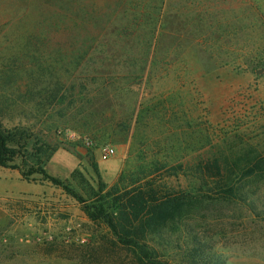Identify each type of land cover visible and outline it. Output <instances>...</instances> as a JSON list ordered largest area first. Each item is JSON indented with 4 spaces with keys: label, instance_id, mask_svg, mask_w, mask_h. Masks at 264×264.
Masks as SVG:
<instances>
[{
    "label": "rangeland",
    "instance_id": "1",
    "mask_svg": "<svg viewBox=\"0 0 264 264\" xmlns=\"http://www.w3.org/2000/svg\"><path fill=\"white\" fill-rule=\"evenodd\" d=\"M0 117L38 141L0 166V264H264V0H0Z\"/></svg>",
    "mask_w": 264,
    "mask_h": 264
},
{
    "label": "trees",
    "instance_id": "2",
    "mask_svg": "<svg viewBox=\"0 0 264 264\" xmlns=\"http://www.w3.org/2000/svg\"><path fill=\"white\" fill-rule=\"evenodd\" d=\"M34 141H36L35 146H37L38 141L36 140L33 127L20 125L15 126L12 129H8L4 126L0 117V166L7 169H18L19 167L15 164V159L19 152L16 147H13V145H18V147H25L27 149V146L32 144ZM31 150L33 153L31 157L35 159L34 154H37V159L35 164L33 163L32 166L21 168L22 175L25 180H29L34 174H41L46 180L52 182L56 186L63 187L67 192L74 194L79 200H82L61 180L54 178L47 173L45 164L47 161L44 163L41 162L42 158H52L55 150L49 149L44 151L43 148L34 149V147ZM208 171L211 172V174H219V176H221L222 167L218 165L208 166ZM225 194V198L229 199V197H233L235 195V188L229 187V189L225 190ZM151 196L152 195H147L140 192L137 195L131 196L125 203H123L122 199H119L116 204L118 205L120 219L127 224L122 225L120 229L119 227L115 229H119V231H117L118 235L123 230H131L129 226L133 225V223H136L139 220L143 222L142 218L146 215L142 216V214L145 213L148 208H150L151 202L155 201V197ZM181 202L182 201H180V199H174L172 201L168 200L167 202L160 203L156 209H158V211H163L167 209V207L169 209L170 207L181 205ZM153 210L157 213L155 209ZM129 237L132 239H129ZM144 237L145 234H143L140 241H136L135 237H131V233L129 234L126 232L125 238H122L121 240L124 242L127 241V243L135 246L140 253L141 260H148L151 259V251L146 244H141V242L145 243Z\"/></svg>",
    "mask_w": 264,
    "mask_h": 264
},
{
    "label": "built area",
    "instance_id": "3",
    "mask_svg": "<svg viewBox=\"0 0 264 264\" xmlns=\"http://www.w3.org/2000/svg\"><path fill=\"white\" fill-rule=\"evenodd\" d=\"M58 134H59L60 137H65V138H67L69 140H72V141H80V142H83L87 146H93V144H94L90 139L82 138V137H80L75 132H67V133H64L62 131H59ZM115 155H116V149H115V147H113L111 145H106V146H103L102 147V149H101V158H102L103 161H109Z\"/></svg>",
    "mask_w": 264,
    "mask_h": 264
}]
</instances>
